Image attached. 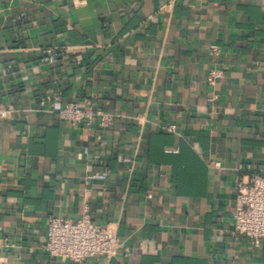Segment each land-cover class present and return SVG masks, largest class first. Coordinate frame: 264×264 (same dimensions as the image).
Segmentation results:
<instances>
[{
    "label": "crops",
    "instance_id": "crops-1",
    "mask_svg": "<svg viewBox=\"0 0 264 264\" xmlns=\"http://www.w3.org/2000/svg\"><path fill=\"white\" fill-rule=\"evenodd\" d=\"M0 105V264H264L233 232L264 169V0H0ZM85 206L116 257H51L49 217Z\"/></svg>",
    "mask_w": 264,
    "mask_h": 264
},
{
    "label": "built area",
    "instance_id": "built-area-1",
    "mask_svg": "<svg viewBox=\"0 0 264 264\" xmlns=\"http://www.w3.org/2000/svg\"><path fill=\"white\" fill-rule=\"evenodd\" d=\"M210 49L217 59L221 54L219 46L211 45ZM223 76L224 70L215 66L210 69L207 82L215 86ZM44 103L45 101H41V104ZM13 111L11 105H0V122L7 119ZM59 115L73 122L98 118L100 124L106 127L114 121L113 115L102 109H83L73 103L65 105ZM166 129L175 131L176 125H168ZM209 165L216 167L219 163L214 161ZM233 232L245 236L254 245H259L264 240V169L248 172L239 178L233 209ZM118 243L116 227L95 222L88 206H85L82 216L76 220L54 215L49 217L44 248L51 257L82 263L92 257H116Z\"/></svg>",
    "mask_w": 264,
    "mask_h": 264
}]
</instances>
